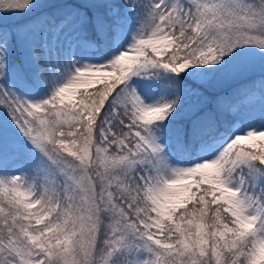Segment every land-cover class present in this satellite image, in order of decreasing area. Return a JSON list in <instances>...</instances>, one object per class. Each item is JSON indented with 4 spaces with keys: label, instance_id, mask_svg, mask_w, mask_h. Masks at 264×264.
I'll return each instance as SVG.
<instances>
[{
    "label": "snow or ice",
    "instance_id": "6c2138e0",
    "mask_svg": "<svg viewBox=\"0 0 264 264\" xmlns=\"http://www.w3.org/2000/svg\"><path fill=\"white\" fill-rule=\"evenodd\" d=\"M0 264H264V0H0Z\"/></svg>",
    "mask_w": 264,
    "mask_h": 264
}]
</instances>
